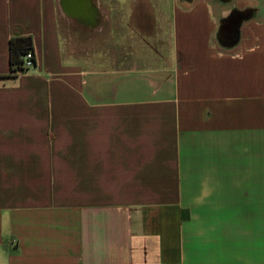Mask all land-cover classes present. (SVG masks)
I'll return each instance as SVG.
<instances>
[{
    "label": "crops",
    "instance_id": "obj_1",
    "mask_svg": "<svg viewBox=\"0 0 264 264\" xmlns=\"http://www.w3.org/2000/svg\"><path fill=\"white\" fill-rule=\"evenodd\" d=\"M68 1L0 0V264H264V0Z\"/></svg>",
    "mask_w": 264,
    "mask_h": 264
},
{
    "label": "trees",
    "instance_id": "obj_2",
    "mask_svg": "<svg viewBox=\"0 0 264 264\" xmlns=\"http://www.w3.org/2000/svg\"><path fill=\"white\" fill-rule=\"evenodd\" d=\"M10 73L0 78L17 76L18 72L23 69L24 56L30 52H34L33 37L28 35H14L10 39Z\"/></svg>",
    "mask_w": 264,
    "mask_h": 264
},
{
    "label": "rangeland",
    "instance_id": "obj_3",
    "mask_svg": "<svg viewBox=\"0 0 264 264\" xmlns=\"http://www.w3.org/2000/svg\"><path fill=\"white\" fill-rule=\"evenodd\" d=\"M103 3H104V7H107V2L108 1H110V0H101ZM130 1H133V0H130ZM137 1H140V0H136V1H133V2H137ZM146 1H148V2H150L149 0H146ZM187 1H190V0H187ZM162 2L164 3V7H165V9H166V11H171L169 14H172V12H173V7L171 6V0H162ZM232 2V3H231ZM128 5L130 6V7H132V3L131 2H129L128 3ZM148 5V4H147ZM233 5V0H222V7L223 8H228V9H230L231 7L230 6H232ZM183 6L184 7H186V5L185 4H183ZM187 6H189L188 4H187ZM226 6V7H225ZM147 7V11H149V12H151V13H154V12H158L159 10L157 9V6H146ZM170 7H171V9H170ZM228 9H226V10H228ZM225 10V11H226ZM232 13L230 14V15H232L234 12H233V8H232ZM131 16V15H130ZM233 16V15H232ZM149 17H152V16H149ZM228 18V17H227ZM152 22H154V20L153 19H149V20H147V24L150 26V24L152 23ZM133 22L130 20V24H132ZM170 23V25H168L165 29H166V32H170V33H172V31H173V21H170L169 22ZM231 23V22H230ZM229 22H228V20L225 18V19H223V21H222V26L223 25H226V24H230ZM75 24H74V22H71V24H67L66 25V29L67 30H69V38H70V42L72 43V45H74V38H75ZM219 27H221V26H219ZM226 37V35H224L223 34V32H222V38L224 39ZM222 39V43L224 42V40ZM99 52H96V51H94V55H97Z\"/></svg>",
    "mask_w": 264,
    "mask_h": 264
},
{
    "label": "built area",
    "instance_id": "obj_4",
    "mask_svg": "<svg viewBox=\"0 0 264 264\" xmlns=\"http://www.w3.org/2000/svg\"><path fill=\"white\" fill-rule=\"evenodd\" d=\"M36 67V59L33 51L24 56L23 69L18 74L28 73Z\"/></svg>",
    "mask_w": 264,
    "mask_h": 264
},
{
    "label": "water",
    "instance_id": "obj_5",
    "mask_svg": "<svg viewBox=\"0 0 264 264\" xmlns=\"http://www.w3.org/2000/svg\"><path fill=\"white\" fill-rule=\"evenodd\" d=\"M236 28V21L231 22L230 24H226L222 26V29L226 30L227 33L234 36V30Z\"/></svg>",
    "mask_w": 264,
    "mask_h": 264
},
{
    "label": "flooded vegetation",
    "instance_id": "obj_6",
    "mask_svg": "<svg viewBox=\"0 0 264 264\" xmlns=\"http://www.w3.org/2000/svg\"><path fill=\"white\" fill-rule=\"evenodd\" d=\"M232 15H230L228 18H226L229 23L235 21V14L233 13ZM221 30H222L223 34L226 35V37H225L226 40L232 39L233 35L227 33L226 30L222 29V26H221Z\"/></svg>",
    "mask_w": 264,
    "mask_h": 264
},
{
    "label": "bare ground",
    "instance_id": "obj_7",
    "mask_svg": "<svg viewBox=\"0 0 264 264\" xmlns=\"http://www.w3.org/2000/svg\"><path fill=\"white\" fill-rule=\"evenodd\" d=\"M66 1H67V0H66ZM69 1H71V0H69ZM69 1H68V2H69ZM72 3H73V1H72ZM74 3H75V2H74ZM75 4H76V3H75Z\"/></svg>",
    "mask_w": 264,
    "mask_h": 264
}]
</instances>
